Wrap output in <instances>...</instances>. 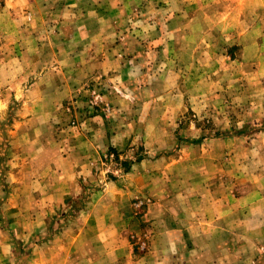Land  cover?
Instances as JSON below:
<instances>
[{
    "label": "rangeland",
    "instance_id": "1",
    "mask_svg": "<svg viewBox=\"0 0 264 264\" xmlns=\"http://www.w3.org/2000/svg\"><path fill=\"white\" fill-rule=\"evenodd\" d=\"M101 219L136 264H264V0H0V264Z\"/></svg>",
    "mask_w": 264,
    "mask_h": 264
},
{
    "label": "crops",
    "instance_id": "2",
    "mask_svg": "<svg viewBox=\"0 0 264 264\" xmlns=\"http://www.w3.org/2000/svg\"><path fill=\"white\" fill-rule=\"evenodd\" d=\"M99 222H102L100 227L95 228L91 223L83 227L79 234L70 228L64 229L50 247L48 260L54 264H136V260H132L134 257L126 231L123 233L118 229L106 235V226L109 223L106 224L103 219ZM96 224L99 225L98 222ZM67 247L71 251L70 255L66 253ZM53 255L60 260L54 259ZM144 259L146 261L147 255Z\"/></svg>",
    "mask_w": 264,
    "mask_h": 264
},
{
    "label": "trees",
    "instance_id": "3",
    "mask_svg": "<svg viewBox=\"0 0 264 264\" xmlns=\"http://www.w3.org/2000/svg\"><path fill=\"white\" fill-rule=\"evenodd\" d=\"M108 150H111L110 148H108ZM127 170V167L124 169V172Z\"/></svg>",
    "mask_w": 264,
    "mask_h": 264
}]
</instances>
